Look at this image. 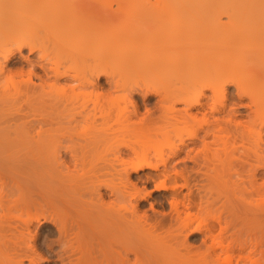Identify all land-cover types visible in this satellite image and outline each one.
<instances>
[{
  "label": "bare ground",
  "instance_id": "obj_1",
  "mask_svg": "<svg viewBox=\"0 0 264 264\" xmlns=\"http://www.w3.org/2000/svg\"><path fill=\"white\" fill-rule=\"evenodd\" d=\"M31 27L33 28V30ZM29 29L31 30V33L29 32ZM10 40L15 50L19 53V57L25 63H28L29 67L37 66V68L39 67L42 72V74H39V72L38 74H36V69L34 70L35 73L29 69L30 76L33 75L38 83L35 81H31L30 76L28 75V84H30V90L28 91L31 92H28L29 94L27 95L25 89L26 94H23L26 95L25 97L27 99H25L24 101L30 102L29 100H32V96L33 98L34 96H39V91L34 92L37 94L36 95L33 93V89H35L36 86L42 87V84L46 82L48 84L47 86L49 92L52 93V96L54 97L53 99L55 100H62V98L70 99V97H68L69 92H66L64 88L65 82L67 85L65 86L67 88L69 87L68 89L72 93L78 90V88H82L81 90H84V92L82 93V100L81 102L77 100L76 101L83 105H87V103L90 105L92 104L90 111L84 108L87 113L86 116L85 110L82 111L83 108H80L81 113L83 112L84 118H87L88 120L90 117V119L88 120L90 122L96 117L101 118L104 121L103 123L106 122L105 128L103 129H106L108 124L109 130L106 129L105 132L109 131L114 134V137H109L111 139L109 143L106 141H109V138L103 136V134H100L98 132L96 134L93 132L92 136L95 138H91L90 136L89 140L94 141L95 143L97 139L100 141L103 137V139H105L104 142L106 141L105 143H107L105 147L108 145L109 148L112 149V151L113 149L118 148L119 150L121 148H128L132 151V153H134V155L132 154V159L130 158V156H128L130 158L129 162L124 161V164H121L123 165V168L121 169L122 171L125 172V170L127 169L136 171L138 168H154L155 166L158 169L157 166L159 164L163 165V168H165L164 165H168L169 163H176V168L177 163L180 162L184 165V168L189 161H192V165L193 163H196V165H200V162H198L200 160L194 161V159H199V154L200 156L203 155V160L201 157L200 159L203 161V163H205L209 172H201L200 169H197V172H201L198 173H200L199 175L203 176V179L205 177L204 183L207 185L209 184V190L213 195L211 194V192L208 193V198L211 201H207L208 198H203L205 199V202L203 200L201 202L209 205L213 203L218 197H221L222 199L220 200H222V202L217 199L218 201L214 202L213 205L211 204V206H215L218 203L219 205L217 206L219 208L221 207V211L218 208L217 210L222 212L223 209L222 213H224L226 209L227 213L225 214L231 215H227L229 219L227 220L228 222L224 220L225 223L223 224L225 226H221L220 223V225H218L219 229L217 230L214 229V227H210L212 228L210 229L208 227L210 225L205 223V219L202 218L203 216L200 214V210L203 209V207L201 209H197V211L199 210V213H193V211L191 210L193 206H190L191 204L188 202L189 200H186L187 202H184L185 204L182 202V204H180L175 200L177 198L174 197V194H176V192H174V194L170 192L172 194L171 196L174 195V199L170 203L175 213V221L181 232L185 231L184 229H189V232H192V230L196 231V229L198 231H200V229L206 230L207 227L208 232H206V234H208L206 235V238L208 245L207 243L205 244L207 246L206 248L211 252L210 259L208 258L209 260H207V255H203L204 253H202L203 256H198L199 258L197 260V255L193 257L188 256L189 258L187 259L177 258L178 260L175 259L176 256L171 257L172 254L174 255L173 250H170L172 253L170 251V253H167L165 251V248L162 247L163 244H159L158 239L160 238L158 237L160 236L157 237V235H154L155 238L153 239V237H151L153 235H150L153 234V232H149L147 229L148 227L145 228V226L141 224L140 226H143L147 231L145 229L143 230L147 233L149 232V240L151 237L153 239L151 240L155 241L156 243L152 252V248L150 246L152 243H149L150 245L148 244V242L151 241L144 243L149 248L146 245L145 247L142 243V246L146 248L145 251L149 252L148 255L151 254L149 257H147V259H149V262L147 264L151 262L152 257L154 260V264H263L261 263L263 259L261 258V256H258L259 253L256 257H253L256 255V253L253 252L252 249L255 248L257 243L260 244L262 242L261 238L264 236V0H0V75L2 74V72H4V70H7L4 62L8 60L7 57L9 55L11 56V53L14 50L12 48H7L6 43L9 42L10 44ZM12 45H10V47ZM23 47H27L29 54L35 52L38 57L33 60L28 56V54H22L21 50L23 49ZM66 54L67 56L69 54H71V56L72 54H74V56L77 55L79 59L73 60L75 62H78V60L80 61L74 64V66H72L73 64L64 66V60L63 58L61 59V56ZM85 56H89L88 59L90 58L89 60L91 61V63L87 64L85 62V60L87 59V57L86 59H84ZM69 58L71 61L72 58L70 57V55ZM73 60L72 62H74ZM98 72H108V74H110V77L112 75L116 89L119 88L117 90L120 92L122 91L117 95L115 93V98L113 96L109 97L110 100L102 98L104 99V103L102 102L103 100H99L98 96L100 94L97 95V93H95L96 91H89V88L94 89V86H91L93 85L92 79L94 77L91 79V76H94V74L97 75ZM43 76L46 78L45 80ZM28 79L26 78L24 81H28ZM6 80L7 81L5 83H8L9 81L8 84H10L11 87L13 86L12 90L15 91L16 94L11 90V95H8L10 92H8V94L6 95L5 92H7V90L5 91L4 87V89L2 88L3 90H1L0 87V117H2L1 115L3 114V112H7L5 111V108L7 107H3V102H5L4 100L6 96H10L11 98L13 94H19V92L17 91V89H19V85H16L17 83L19 84V82L17 81V83L15 84L14 80L12 79V85V80L10 78ZM63 80H65V82ZM62 82L64 83L62 84ZM70 83H72V85L68 86V84ZM140 84H143L149 88H153L154 90L156 89V91H160V99L165 103V105H163L164 103L160 102L161 100L159 101V107L161 104L163 106H161L160 108V111L162 113L158 112L159 118L157 117V121L155 120L156 123L159 121V124L157 123V125H155L153 124L155 123L153 121L152 123H146L143 125V122L137 120L140 122V124L142 123L144 127L141 126V128L139 126L135 128L134 126V129L132 128L131 124H136L137 122L130 121V119L132 118L131 113H134L133 115H135L136 112L128 111L129 109L126 106H129L128 103L131 100H129V88L133 85L140 86ZM73 85L77 86L73 87ZM230 87L233 88V90L230 89L232 91L229 90ZM87 88L88 90H85ZM73 89H75V91H73ZM80 89L78 90L77 94L82 92H80ZM22 91H24V88L22 89ZM30 93L32 96H30ZM72 93L70 94L71 96L73 95ZM77 94L74 96H77ZM80 95H78V97H80ZM29 96L31 99H29ZM69 99L66 100V102L69 101ZM72 99L73 98H71L69 102H71ZM7 101H9V99ZM120 101L124 103L123 106L119 104ZM34 102H36V100ZM75 102L73 103L75 104ZM116 103L118 104L116 105ZM57 108L59 110L58 106ZM71 108L73 109L75 108V106ZM5 117L2 118L6 119ZM91 117L93 119H91ZM14 119L16 120V117L9 120L10 122L13 120V122H11L12 124H6L5 120L3 123V120L0 119V167L7 166L9 168H12V170L10 168V171L9 169L6 170L10 172V176L8 175V172H6L7 174H5L9 176L11 180V186L9 187L17 191H15L17 193L16 196H9L10 198L6 196V200L4 199L5 202L2 200L3 204L5 203V206L2 204L3 206L1 205V208L4 207L6 211L3 209L4 212H1V214L3 213V215L0 214V218H3L4 221L7 220L8 223L12 217H18V220H20L21 222L17 219L16 220L17 222H20L21 226H19V231L17 228H15L16 230L14 229V231H18L17 235H15L17 232L15 234H10L11 230L10 232L9 230H7V232L6 229H4L5 226H2L1 224L3 220L0 219V264H39V258L41 257H38L37 251H35L34 248L35 245L33 243L32 244L34 246L30 244L31 242L29 240L33 237H31L32 234L30 235L32 228L29 227L31 224V219H36L40 214L36 217V215L34 216L32 214H29V211H26L28 210L26 206L30 204V202L28 203V200L25 201V199H27L26 196L30 193L32 188L29 193L28 190H26L25 193L27 194L24 193V189H27L28 187H30L29 185H33L35 183V185L37 184V186L34 187L33 185L34 188L39 187L38 189H43L42 191L51 193L52 186L54 184L52 185L50 183L51 180L49 179L52 177L50 176L49 178L48 170L50 169L52 163H54L52 161H55V156H52L54 151L52 150H54L56 146L54 147V149H51V152H46V150L48 144H50V141L54 142L56 139L51 140L53 138L52 136L51 138H48L49 135L44 134L47 137L42 136L35 141L31 139L34 141L31 142L30 138H28L30 137V135L28 134L29 130L27 131L24 122H20V117L19 123L17 122L18 118L16 120V123L14 122ZM50 119L52 120L53 118ZM23 120L24 119H22L21 121ZM79 122L80 120L77 124H79ZM87 125L90 126L89 124ZM58 126L61 127V125ZM48 127L49 126L47 125V127L45 128V130H47L46 133H50V131L48 130H53L52 128ZM60 127L56 128H59L60 130ZM56 128L54 130H56ZM86 129H88V127ZM40 130L42 131L44 130V128L42 129L41 127ZM56 132L57 130L55 131V133ZM91 134L92 132L90 133V135ZM106 134L109 133L106 132ZM237 139H239V141ZM53 142L52 145L56 141L54 143ZM193 146L198 147L193 148ZM191 149H193V154L195 156H191L193 155L191 153ZM238 149L239 151H242V157H240V155L238 154L236 155L235 152H238ZM243 150L245 152H243ZM182 153H184V156L181 155ZM109 154L111 155L112 153ZM196 154L198 156H196ZM112 157H115V154H113ZM108 158L111 157L108 156ZM152 159L154 161H152ZM120 160L122 161L123 159ZM120 160L119 162H121ZM204 160L206 162H204ZM190 164L191 162H189L188 165ZM121 165L120 167H122ZM192 165L189 166V171L187 170L188 172L191 171L190 167L191 169H193L192 167L194 166ZM208 165H210L212 171L209 170L210 167L208 168ZM167 168L169 169L170 166ZM237 168H245L247 170H245V173L247 177L250 176V179H248L249 184L245 185H249V187L247 188H250L251 193L252 191H254V194L250 193L252 196L246 195V191L248 189L243 185V182L246 179H241L244 181H237L232 179V177L242 175L241 171L239 172L240 175H238L237 170L239 169ZM173 170L175 172L173 174L177 175V169L173 168ZM193 170L190 173L193 172L194 174L195 171ZM249 170H251L250 173H248ZM163 171L165 172L166 170ZM182 173H180L179 175H181ZM184 174H182L181 178H184ZM158 175L162 174L159 173ZM165 175L166 174L164 173V176L162 177L166 178L167 176ZM179 175L176 176V178L179 177ZM191 175L192 174H189V176ZM164 178L160 179L159 183L156 184L157 188H160L162 190L166 189L167 187L171 189L177 188L175 187L177 184H175V186L173 182V185H171L170 183L167 184V181L169 182V180H165ZM186 178H184L183 180H189L188 178L186 180ZM257 180H259V182ZM202 181L201 184L203 183ZM2 182H4V179H2ZM240 182L242 183V185H240ZM98 183L100 182L98 181ZM120 183L119 185H122ZM39 184H43L44 186L41 187ZM0 185V188H2V186L3 188L7 186H4V184L2 183H0ZM56 186H53V192H56ZM128 187L129 186L123 184L122 188L113 187L112 190L110 189L109 193H111L112 195V198L110 197V202L112 204L110 203L108 205H105L108 202H104L105 204L103 203L105 199H103L104 197L102 196V194L97 193L99 201H97L98 199L94 200L98 203L94 205V207L98 205L96 209L98 216L95 213V210H93L94 212L90 210L92 211V213H94H91V215L90 211H88L87 209V205V210H84V212L86 211L89 216L86 214V212L83 213V215H81L82 212L80 214H77L79 215V217L81 216V218L79 223H77L78 221L75 222L77 223L75 224L77 229L75 233V229H73V232L71 234L73 235V237L70 235L71 231L65 230L63 226L64 229H62L63 232L62 230L60 231V236L64 237L65 233L66 235L69 233L68 235L74 239L77 238L75 240L76 242H78V244H75L76 242L74 239H72L68 235L67 237L65 236L68 241V238H70V241L74 240V244L77 246L76 247L71 244L70 248L72 250L76 248L72 252L76 251L77 253H74L72 255V258L69 255L66 256V262L68 261L69 264H96L98 262H96V260H101L100 258H102L103 262L100 261L102 264H123V260L125 259L123 255L125 254L121 253V250H118L120 249L119 247H114V245H116L115 241L118 242L119 240V242H122V240L125 239H122V236L124 234L122 235V232L119 231L120 229L125 230L128 229L129 226H135H133L134 223H132L133 225L127 224L129 226L126 225V228L124 226L125 224H122V222L119 223V221L126 220L125 216L124 218L122 216L123 214L127 215L128 211L132 215L135 214L133 210L134 207L130 203L131 198L129 197H132V199H135L137 201L144 198V196H142V193L144 192L141 193L136 188ZM212 189L214 190V192ZM38 192L40 193L39 190ZM31 193L33 194V191ZM56 193H59L58 190ZM215 193L217 195V198L213 197L215 196ZM51 194L53 195V193ZM181 194L184 196L183 193ZM204 194L207 195V193ZM24 195H26V198L24 197ZM178 195L176 194V196ZM210 195H212V197H210ZM53 197L56 198L55 196ZM58 198H60V196L57 197L56 200ZM28 199L31 200V203L32 201H34V198ZM91 199L94 198H92L91 196ZM68 202L71 201L69 200ZM80 203L81 202H79V204ZM74 204L76 205L77 203ZM179 204L181 205V207H179ZM81 205L84 204H80V206ZM247 205L251 213L247 211L248 209L247 207H245ZM34 206L35 205H33V208ZM81 207V209H85L84 206ZM23 208H25V210ZM244 208L247 210H245ZM77 209L79 210L80 207H78ZM23 211H25V213ZM241 211H247L249 215L240 214ZM4 213L6 214L4 215ZM8 215L11 217L10 219ZM94 215H96L97 219L98 217H102L101 220L103 222L100 224V222L94 220ZM2 216H4L5 218ZM32 216L34 218H32ZM238 216L241 218L240 220H244V225L240 224L239 220L237 222L236 218L239 219ZM126 217H128V215ZM232 217V220H236V223H238L240 226L242 225L241 228L239 226L236 227L238 224L234 226L235 221H230ZM11 220L9 223H11ZM173 220L174 219L172 218V222ZM129 221H131V219H128V221H125L123 223ZM229 221L231 222V224L233 223L234 228H239L237 229L238 231L242 228L245 230L247 228L246 224L248 223V231L251 227L252 230L256 229L255 231H252V234L253 232L257 234V232H259L257 230H261L263 228V230H261V234H263V236L260 237L259 235V239L255 236L252 240L249 237V235H251V231L249 233L246 230L249 237V240L247 241V237H245L246 239H243L238 234L240 231L238 232L236 230L237 235L231 233V238H227L224 233L223 236L222 232L223 230L225 231L227 227H229ZM17 222L12 223L14 225ZM9 223L5 225H9L7 227L11 228L12 224ZM144 223L145 222H143V224ZM18 225L19 224H16L12 227ZM118 225H121L122 227H118ZM256 225H259L257 226L259 228H256ZM132 227L130 228V230L132 229ZM143 227H141V229ZM116 229L119 232H117ZM65 231H67L68 233ZM180 231L178 232L179 234ZM33 232L34 231H32V233ZM135 232L136 230L134 231V233ZM244 232L245 231H243V234ZM118 233L122 236H119ZM134 233H130L131 236ZM137 233H135L136 235H134L137 236V239H133L134 242L140 240V238L138 237H141V235L139 234V236ZM185 236L186 234L183 237ZM93 237L97 240L98 243L94 245V247L93 242L91 243V241L89 240ZM88 241H90V243H88ZM112 242H114V245H112ZM125 242L126 241H124V243ZM124 243L122 245H124ZM178 243L181 244V241ZM125 244H127L126 247L130 246V243ZM262 244H264V241ZM262 244L260 245L263 248L264 245ZM131 245V247L134 248V243ZM181 245H183V243ZM88 247H91V251ZM94 248H97L101 253L98 251L94 253ZM139 248L141 249V246ZM148 249L149 251H147ZM122 250L125 253V251L127 252L128 249L124 250L123 248ZM137 250L138 249H136V251L133 250L132 253L135 252V255L138 254ZM92 254H94L95 258ZM97 254H101L102 257H96ZM140 254H142V252ZM251 254H253V256ZM135 255L133 254V256ZM258 257H260L261 259H259ZM193 258H195V260ZM125 260L127 261L128 259Z\"/></svg>",
  "mask_w": 264,
  "mask_h": 264
},
{
  "label": "rangeland",
  "instance_id": "obj_2",
  "mask_svg": "<svg viewBox=\"0 0 264 264\" xmlns=\"http://www.w3.org/2000/svg\"><path fill=\"white\" fill-rule=\"evenodd\" d=\"M32 27H33V25H32ZM31 27V28H32ZM32 30H33V28H32ZM29 32L31 33V30L29 29ZM32 33H33V31H32ZM34 36V35H33ZM32 36V37H33ZM6 45H7V48H12V49H14L15 50V48H14V46L12 45V42H11V40H10V44H9V42H7L6 43ZM6 45H5V47H6ZM10 45H12L11 47H10ZM12 51V53H11V56L9 55L8 57H7V61L6 62H4L5 63V65H6V68H7V70H4V72H2V74L0 75V76H2L3 75V73H4V75L2 76V77H0L1 79H0V82H6L7 80L6 79H8V78H10L11 80L13 79L14 80V82H15V84L17 83V81L19 82V84L17 83L16 85H19V89H17V87H16V89H17V91L19 92V94L18 95H15L16 93H15V91H13L12 89V87H11V85L10 84H8L9 83V81H8V83H5L7 86V88L6 87H4L5 88V91L7 90V92H5L6 93V95L8 94V92H10L8 95H11V93L13 92V93H15V94H13L12 96H11V98H10V96L8 97V96H6V98H5V102H3V107L5 108V107H7V108H5L6 110L5 111H7V112H3V114L1 115L2 117H5L6 119H7V121H6V119H4V118H2V117H0V119H2L3 120V123H4V120H5V123L6 124H8V123H10V124H12L11 122H13V120L10 122L9 120L10 119H13V118H15L16 117V120H17V118H18V123H19V117H20V122H24V124H25V127H26V129H27V131H28V134L30 135V137H28V135H27V137L28 138H30V141L31 142H34L36 139L38 140L39 138H41L42 136H45V137H47L46 135H49L48 136V138H51V136L53 137L51 140H55L53 143V145H52V142L50 141V144H48V147H47V150H46V152H48V151H50L51 152V149H54V147H55V149L54 150H52V151H54V153L52 154V156L54 157L55 156V161H52V162H54V163H52V165H51V167H50V169L48 170L49 172V174H48V176H49V178H50V176L52 177V178H50L49 180H51V184L53 185V186H56L55 188H56V192H57V190H58V194L56 193V192H53V186H52V190H51V193H53V195L50 193V192H47L46 193V191H42L41 189H38V188H34V187H36L37 186V184L35 185V183L33 184L34 185V187H33V185H29L30 187H28L27 189H24L25 191H24V193L26 192V190H28V193H29V191L31 190V188H32V190L30 191V193L26 196V195H24V197L26 196L27 197V199H25V201H27L28 203L30 202V204H28L26 207H27V209L28 210H26V211H29V214H32V215H36V217L39 215V217H37L36 219L32 216V218H34V219H31V221H30V227L29 228H32V230H31V232H30V235L32 234V236L31 237H33L32 239H30L29 241L31 242L30 244H32L33 246H34V248H35V251H37V254H38V257H41V258H39V264H69L68 263V261L66 262V256H70L71 258H72V255L74 254V253H77L76 251H74V252H72L73 250H75V249H71L70 247H71V244L72 245H74V246H76L75 244H78V242H76V240L75 239H77V238H72L73 237V235H71L72 234V232H73V229H75L74 230V233L76 232V229H77V227H76V225L75 224H77V223H79V221H80V218H81V216L79 217V215H77V214H80L81 212V215H83V213H85L84 212V210H87L88 209V211H90V210H95V213L97 214V216H98V213L96 212L97 210V207H98V205L96 206V207H94V205H96V204H98L97 203V201H99V197H97V193H101L102 194V196L104 197L103 199H105L104 201H103V203L105 202V203H107V204H105V205H108V204H110L111 202V198H112V195H111V193H109L110 192V189L112 190L113 189V187H119V188H122V185L124 184V185H127V186H129L128 188H136L138 191H140L141 193L142 192H144V193H142L143 195L142 196H144V198L143 199H140V200H135V199H132V197H129V198H131V201H130V203H131V205L134 207V215H132L129 211L127 212L128 214V217H130V218H128V217H126L127 215H124L123 214V218H124V216H125V221H128V219L130 220L131 219V221H129V222H131V223H129V222H126V223H123V222H125L124 220L123 221H119V223L120 222H122V224H125L124 226L126 227V225L127 224H129V225H133L132 223H134V225L133 226H135V227H132V226H129V225H127V226H129L128 227V229H129V231H128V229H120L119 231L120 232H122V235L121 234H119V236L121 235L122 236V239L123 238H125V239H123L124 241H126L125 243H130V246H128V247H126V245L127 244H125L124 243V241L122 240V242L120 243L119 242V240H118V242L117 241H115V244L116 245H114L113 243L114 242H112V245H114V247L115 246H117V247H119L120 249H118V248H116V249H118V250H121L122 252L121 253H123V254H125V255H123V254H121V255H123L124 256V258L125 259H128L127 261L124 259L123 260V264H147L149 261V259H147V257H149L150 255H148V253L149 252H146L145 251V247L147 246L146 244H144V243H147L148 241H151V242H148V244L150 243H152L150 246H151V252L154 250V247H155V245H156V243H155V241H152L154 238H155V236L154 235H157V237L158 236H160V237H158V238H160V239H158V241H159V244H163V246L162 247H164L165 248V251L167 252V253H170L171 251L170 250H173V253H174V255L172 254L171 255V257L172 256H176V258L175 259H187V258H189L188 256H191V257H193V256H195V255H197V258H196V260L199 258V257H201V256H203V255H207L206 256V258H207V260H209L210 259V257H211V252L206 248L207 246H206V244L205 243H207V245H208V242H207V238H206V235L208 234H206V232H208L207 231V227H206V230L205 229H200V231H198L197 229H196V231H194V230H192V232H189L190 230L188 229V230H186V229H184L185 231H180V229H179V227H178V225H177V223H176V221H175V213H174V211H173V208H172V206H171V201H173V199H174V197H177L175 200L176 201H178L180 204H182V203H186L188 200V202L191 204L190 206H193V208L191 209L192 211H193V213H195V212H198L197 211V209L198 208H202L203 207V209H201L200 211V214L203 216H201L202 218H204L205 219V223L206 224H208V225H210V226H208L209 228L210 227H214V229H219L218 227V225H220V223H221V226H225L223 223H225V221L224 220H226V222H228L227 220H229L228 219V217H227V215L228 216H231L230 214H225V213H227L226 212V209H225V212L224 213H222L223 212V209H222V212H220L221 211V207L219 208L217 205H219L218 203L215 205V206H211V204L213 205L214 204V202H217L218 200L217 199H222L221 197H216L217 195H216V193H215V196H213V197H216L215 199V201L213 202V203H211V204H209V205H206V203L204 204L203 202H201L202 200L204 201L205 199H203V198H208V193H210L211 191L209 190L210 188H209V184L207 185V184H205L204 183V179H205V177H204V179H203V176H201V175H199L202 171H208V169H207V167H206V165H205V163H203V158H202V156L203 155H201L200 156V154H199V159H197L196 157V159H194V161L195 160H200V161H198V162H200V165H196V163H193V165H192V161H189V162H191V164L190 165H192V166H194V167H192L193 169H195V170H193V169H191V167H190V170L192 171H195V173L193 174V172L192 173H190V172H188L189 170V166L190 165H188L189 164V162H188V166L186 165V167H184L183 168V164L180 162V163H177V165H176V168H175V164L176 163H169L167 166L166 165H164V167L165 168H167V167H169L170 166V168H171V170H170V168L168 169H165V168H163V165H161V164H159L160 166H162V167H160L159 165L157 166L158 167V169L156 168V166L154 167V168H147V167H142V168H138L136 171H132V170H125V172L124 171H122L121 169L123 168V165H121V164H124V161H126V162H129L130 161V158L131 157H133V155H134V153H132V151L131 150H129L128 148H121L120 150H119V148L118 149H113V151H114V153H113V151H112V149L111 148H109V146L107 145L106 147H105V145L107 144V143H105L106 141L109 143L110 141H111V139L110 138H112V137H114V134H112L111 132H109V131H106L107 133H109V134H106V132H105V130L106 129H108V124H107V127H106V129H103V128H105V123H103L104 121L101 119V118H99V117H96L94 120H91V122L90 121H88L89 119H90V117H89V119L87 120V118L85 119L84 118V116H83V112L81 113V111H80V108L82 109V111L83 110H85V109H87L88 111H90L91 109V106H92V104L90 105V104H88L87 103V105H83V104H81V103H79V102H81V100H82V93L84 92V90L82 91L80 88H78V90L80 89V92L81 93H79V94H77L78 93V90H76L75 91V89H73V91H75L76 92V94H77V96H74V95H76L75 94V92L74 93H72V92H70L69 91V87L67 88L66 86V82H65V80H63L64 82H65V85H64V88H65V90H66V92H69L68 94L70 95L71 93L73 94L72 96L70 95H68V97H70V99L71 98H73L72 100H71V102H69L70 101V99H69V101H67L66 102V100H68V99H64V98H62V100L61 99H53L54 97L52 96V93L51 92H49V89H48V84H47V82L46 83H44V84H42V87L41 86H36L35 87V89H31L32 91H33V93L36 91V92H38L39 93V96L36 94V93H34V94H36L37 96H34V98H33V96L31 95V93H30V96H32V100H29L30 102H27V101H24L25 99H27L25 96L26 95H24V94H26L27 93V95L29 94L28 92H31V91H28V90H30L29 89V85L30 84H28L29 83V79H28V75L30 76V73H29V69H30V67L28 66V63H25L20 57H19V53L15 50V51ZM22 52V54H24V55H27L28 54V56L31 58V59H36L38 56L35 54V52H32V53H28V50H27V47L26 48H24L23 47V49L21 50ZM16 52V53H15ZM34 53V54H33ZM69 55H70V57L72 58L71 59V61H70V58H69ZM68 56H67V54L66 55H62L61 56V59L63 58V64H64V66L65 65H72V66H74V64H76V63H78L80 60H78V62H75L73 59H79L78 58V56L77 55H75L74 56V54H72V56H71V54H69ZM65 57V59H64V57ZM74 56V57H73ZM68 57V58H67ZM76 57V58H75ZM86 57L87 56H85L84 57V59H86ZM89 57V56H88ZM88 57H87V59H88ZM87 59L85 60V62L88 64V63H91V61L88 59V61H87ZM66 60V61H65ZM72 60L74 61V62H72ZM69 62H70V64H69ZM67 63V64H66ZM9 68V69H8ZM36 69V70H35ZM34 70L36 71V74H38V72H39V74H42V72H41V69H39V67L37 68V66H35V68H34ZM35 71H34V73H35ZM6 72V73H5ZM110 73V72H109ZM4 77V78H3ZM8 77V78H7ZM44 77V76H43ZM42 77V78H43ZM94 77V78H93ZM6 78V79H5ZM28 79V81L26 80V81H24L25 79ZM93 78V79H92ZM110 78V79H109ZM30 79H31V81H35V82H37L36 81V79H35V77L33 76V75H31L30 76ZM46 78L44 77V80H45ZM91 79L93 80V85H91V86H94L93 88L94 89H92V88H89V91L91 90V91H96L95 93H97V95L98 94H100L98 97H99V100H103L102 102L104 103V99H109L110 100V98L109 97H114V95H115V93H116V95L117 94H120L121 92L120 91H118L117 89H119V88H117L116 89V87H115V85H114V79H113V76L111 75V77H110V74H108V72L107 73H105V72H98L97 73V75L96 74H94V76H91ZM13 80H12V85H13ZM25 82V83H24ZM64 82H62V84L64 83ZM26 83H27V85H26ZM38 83V82H37ZM9 85H10V87H9ZM44 85V86H43ZM71 86L72 85V83H70V84H68V86ZM138 85H139V83H138ZM138 85H133V86H131L130 88H129V100H130V104L128 103V105L129 106H126V107H128V111H133V112H136L135 113V115H133L132 113H131V116H132V118L130 119V121H135V122H137L136 124H131V126H132V128H134V126H135V128H137V127H144L143 125L144 124H149V123H152L153 121L155 122V120L156 119H158L159 118V116H158V112L159 113H162L161 111H160V108H161V106H162V104L161 103H164V102H162V100L160 99V91H156V89L154 90L153 88H149V87H146L145 85H143V84H140V86H138ZM21 86V87H20ZM9 87V88H8ZM24 88V91H22V89ZM146 87V88H145ZM3 87H1V90H3L2 89ZM149 88V89H148ZM25 89H26V93H25ZM37 89V90H36ZM77 89V88H76ZM154 90V92H153V90ZM230 89H232L233 90V88H229V90ZM8 90H10V91H8ZM11 90H12V92H11ZM20 90V91H19ZM85 90H88V88L87 89H85ZM150 90H152V91H150ZM232 90H230V91H232ZM20 92H22V93H20ZM85 92H88V91H85ZM157 92V93H156ZM160 92V93H159ZM24 93V94H23ZM93 93V92H92ZM144 93V94H143ZM33 94V95H34ZM50 94H51V96H50ZM81 94V95H80ZM78 95H80V97H78ZM18 96V97H17ZM30 96H29V99H31L30 98ZM74 96V97H73ZM116 97V96H115ZM114 97V98H115ZM13 98H15V99H13ZM52 98V99H51ZM101 98V99H100ZM102 98H104V99H102ZM9 99V101H7ZM11 99V100H10ZM34 99V100H33ZM80 99V100H79ZM113 99V98H112ZM159 99V100H158ZM13 100H14V102H13ZM36 100V102H34ZM74 100V101H73ZM79 101V102H77V101ZM121 100V99H120ZM161 100V101H160ZM31 101H33V102H31ZM75 102V104L73 103V102ZM106 101V100H105ZM108 101V100H107ZM111 101H113V100H111ZM159 101L161 102L160 104V107H159ZM11 102H13V103H11ZM27 102V103H26ZM128 102V101H127ZM133 104H132V103ZM157 102V103H156ZM9 105H8V104ZM105 103H107V102H105ZM109 103V102H108ZM126 103V102H125ZM71 104V105H70ZM118 103H116V105H117ZM119 104L121 105V106H123L124 105V103L122 102V101H120L119 102ZM13 105V106H12ZM32 105V106H31ZM53 105V106H52ZM89 105V106H88ZM115 105V104H114ZM127 105V104H126ZM163 105H165V103L163 104ZM57 106L59 107V110H58V108H57ZM67 106V107H66ZM75 106V108H71V107H74ZM120 106V107H121ZM115 107V106H114ZM163 107V106H162ZM3 108V109H4ZM79 108V109H78ZM85 108V109H84ZM89 108V109H88ZM9 109V110H8ZM78 109V110H77ZM115 109V108H114ZM135 111H134V110ZM159 109V110H158ZM163 109V108H162ZM17 110V111H16ZM70 110H72V111H70ZM9 111V112H8ZM87 111V112H88ZM114 111V110H113ZM56 113V114H55ZM75 113V114H74ZM81 113V114H80ZM22 114V115H21ZM74 116H73V115ZM86 110H85V116H86ZM5 115V116H4ZM64 115V116H63ZM72 115V116H71ZM137 115V116H136ZM8 116V117H7ZM48 116V117H47ZM50 116H52V117H50ZM80 116V117H79ZM130 116V117H131ZM22 117V118H21ZM69 117V118H68ZM74 117V118H73ZM82 117V118H81ZM158 117V118H157ZM9 118V119H8ZM50 118H53L52 120L50 119ZM64 118V119H63ZM71 118V119H70ZM75 118H76V120H75ZM139 118V119H138ZM22 119H24L23 121H21ZM66 119V120H65ZM85 119V120H84ZM91 119H93L92 117H91ZM141 119H143V120H141ZM1 120V121H2ZM15 120V119H14ZM16 120L14 121L15 123H16ZM27 120V121H26ZM80 120V122H79V124H77L78 123V121ZM83 120V121H82ZM137 120H139L140 122H143V125H142V123L140 124V122L139 121H137ZM35 121V122H34ZM50 121H52V122H50ZM55 121H57V122H55ZM147 121H149V122H147ZM157 121V120H156ZM33 124H32V123ZM94 122V123H93ZM108 122H110V121H108ZM139 122V123H138ZM145 122V123H144ZM159 122V121H158ZM157 122V123H158ZM2 123V124H3ZM54 123H55V125H56V127H60V126H58V125H61V127H60V130H63V131H60L59 130V128H56L55 127V125H54ZM58 125H57V124ZM61 123V124H60ZM94 125H96V126H94ZM157 123L155 122V123H153V124H155V125H157ZM37 124V125H36ZM75 124V125H74ZM87 124H89L90 126H88ZM92 124V125H91ZM111 124H112V122H111ZM110 124V125H111ZM159 124V123H158ZM13 125H14V123H13ZM27 125V126H26ZM36 125V126H35ZM47 125L50 127V128H52L53 130L56 128V130H57V132L59 133H55V131L56 130H54V132H53V130H48V131H50V133L49 132H47L46 133V131L47 130H45V128L47 127ZM54 125V126H53ZM137 125V126H136ZM152 125V124H151ZM34 126V127H33ZM39 126V127H38ZM52 126V127H51ZM63 126V127H62ZM66 126V127H65ZM97 126H98V128H97ZM31 127V128H30ZM41 127H42V129L44 128V130H40L41 129ZM48 127V128H49ZM55 127V128H54ZM88 127V129H86V128ZM91 127V128H90ZM114 127V126H113ZM141 127V128H142ZM230 127H232V126H230ZM34 128H35V130H34ZM63 128V129H62ZM66 128V129H65ZM134 128V129H135ZM39 129V130H38ZM91 129H93V130H91ZM67 130V131H66ZM90 130V131H89ZM97 130V131H96ZM104 130V131H103ZM109 130V129H108ZM60 131V132H59ZM86 131H88L89 132V134H88V132H86ZM31 132V133H30ZM42 132V133H41ZM61 132H62V134H61ZM64 132V133H63ZM92 132V134L90 135V133ZM93 132L96 134L97 132L98 133H100V134H103V136H105V137H107V138H109V141L108 140H106L105 142H104V140L105 139H103V137H102V139L101 138H99V139H101V140H103V141H99L98 139L96 140V139H92V140H96L95 141V143H94V141H91V140H89L90 139V136H91V138H95V137H93L92 135H93ZM102 132V133H101ZM35 133V134H34ZM86 133V134H85ZM44 134H46V135H44ZM111 134V135H110ZM87 135H88V137H87ZM39 136V137H38ZM96 136V135H95ZM98 136V135H97ZM100 136V135H99ZM56 137V138H55ZM208 137V136H207ZM31 139H33V140H31ZM87 140V141H86ZM238 141H239V139H237ZM85 142H86V144H85ZM89 142V143H88ZM36 143V142H35ZM34 143V144H35ZM33 144V143H32ZM56 144V145H55ZM84 144V145H83ZM87 145V146H86ZM113 147V146H112ZM191 147H192V145H191ZM198 146H193V148H197ZM50 148V149H49ZM109 148V149H108ZM49 149V150H48ZM108 149V150H107ZM241 149V148H240ZM119 150V151H118ZM122 150V151H121ZM122 153H121V152ZM124 151V152H123ZM191 153L193 154L194 152H193V149H191ZM196 152V151H195ZM242 151L240 150L239 151V149H238V152H235L236 153V155L238 154V155H240V157H242L241 155L243 154V153H241ZM243 152H245L244 150H243ZM109 153H112L111 155L109 154ZM129 153V154H128ZM239 153H241V154H239ZM47 154V153H46ZM48 154H50V153H48ZM113 154H115V157H112V155ZM117 154V155H116ZM133 154V155H132ZM198 154V153H197ZM196 154V156H198ZM119 155V156H118ZM126 155V156H125ZM182 156H184V153H182L181 154ZM189 155H190V152H189ZM108 156L109 157H111V158H108ZM128 156H130V158L128 157ZM191 156H195L194 154L193 155H191ZM117 157V158H116ZM119 157V158H118ZM124 157V158H123ZM200 157L202 158V160L200 159ZM109 159V160H108ZM117 159V160H116ZM120 159H123L122 161L120 160ZM127 159V160H126ZM132 159V158H131ZM119 160L121 161V162H119ZM112 163H111V162ZM116 161V162H115ZM152 161H154L153 159H152ZM193 161V162H194ZM118 162V163H117ZM197 162V163H198ZM204 162H206L205 160H204ZM237 163V162H236ZM56 164V165H55ZM196 166H195V165ZM199 164V163H198ZM208 164V163H207ZM235 164V163H234ZM120 165L122 166V167H120ZM173 165V166H172ZM210 165H211V163H210ZM210 165H208V168L210 167ZM238 165H239V163H238ZM54 166V167H53ZM112 166V167H111ZM113 166H114V168H113ZM120 167V169H119V167ZM237 166V165H236ZM235 166V167H236ZM4 167H7V166H1L0 167V183H2V184H4V186L5 185H7V186H5L4 188H3V186H2V188H0V202L3 200L4 201V199L6 200V198L8 197V198H10V197H13L12 195H17V191L15 190V189H11V187H9V186H11V184H10V182H11V180H10V168L9 167H7V168H4ZM117 169H116V168ZM182 167V168H181ZM196 167V168H195ZM204 167V168H203ZM213 167V166H212ZM239 167V166H238ZM3 168V169H2ZM113 170H112V169ZM161 168H162V170H161ZM173 168L174 169H177L176 171L179 173V170H180V173H182V174H184V172H185V174L183 175V177L184 178H186L187 176V178L189 179V180H187V178H186V180L187 181H185V180H183L184 178H181L182 177V174L181 175H179L178 173H176L177 175H175V174H173V173H175L174 172V170H173ZM202 168V169H201ZM245 168H248V167H245ZM243 169V168H237V169H239V170H237L238 171V175H240V171L242 172L241 174L242 175H240V176H235V175H233V176H235V177H232V179H234V180H237V181H240L242 178L245 180H241V181H244L243 182V185L244 186H246L245 184H249V180L248 179H250V176H246V169ZM250 168V167H249ZM9 169V171H6V170H8ZM197 169L199 170L200 169V171H198V172H200V173H198L197 172ZM207 169V170H206ZM11 170H12V168H11ZM15 170V169H14ZM110 170V171H109ZM112 170V171H111ZM119 170V171H118ZM163 170H166L165 172L163 171ZM172 172V174H171V172ZM188 170V171H187ZM209 170H211V167H210V169ZM244 170V171H243ZM246 170V171H245ZM58 173H57V172ZM159 171H162V172H159ZM168 171H169V173H168ZM212 171V170H211ZM6 172H8L9 174V176H7L6 174ZM112 172V173H111ZM116 172V173H115ZM127 172H128V174H127ZM160 174H162V175H158L159 173ZM166 174L165 176H167L166 178H164V177H162V176H164V173ZM188 172V173H187ZM209 172V171H208ZM251 172V170H249V172L248 173H250ZM6 173V174H5ZM146 173V174H145ZM154 174V175H153ZM168 174V175H167ZM170 174V175H169ZM187 174V175H186ZM189 174H192V175H194V176H189ZM5 175V176H4ZM119 175V176H118ZM127 175V176H126ZM156 175V176H155ZM158 175V176H157ZM179 175V177H177L176 178V176H178ZM185 175H186V177H185ZM122 176V177H121ZM170 176V177H169ZM171 176H173V177H171ZM199 176V177H198ZM246 176V177H245ZM54 177V178H53ZM68 177V178H67ZM126 177V178H125ZM191 177H194V178H191ZM237 177H239V178H237ZM111 180H110V179ZM119 178V179H118ZM122 178V179H121ZM125 179V181H124V179ZM162 178H164L165 180L166 179H168L169 180V182L167 181V184L168 183H170L171 185H173V183H174V186H175V184H177L175 187H177V188H172V189H175V190H172L171 188H166V189H164V190H162V189H160V188H157V186H156V184L157 183H159V180L160 179H162ZM2 179H4V182H2ZM176 179V180H175ZM191 179V180H190ZM194 179V180H193ZM202 179H203V181H202ZM53 181V182H52ZM83 181V182H82ZM98 181L100 182V183H98ZM110 181H112V182H110ZM127 181V182H126ZM128 181H130V182H128ZM201 181L203 182L202 184H201ZM208 181V180H207ZM258 182H259V180H257ZM80 182V183H79ZM108 182V183H107ZM114 182V183H113ZM120 182H123V183H120ZM173 182V183H172ZM183 182V183H182ZM6 183V184H5ZM60 183V184H59ZM62 183V184H61ZM81 183H84V184H81ZM86 183V184H85ZM94 185H93V184ZM110 183V184H109ZM113 183V184H112ZM119 183L120 184H122V185H119ZM183 185H182V184ZM187 183H188V185H187ZM207 183V182H206ZM237 183H239V182H237ZM241 183V182H240ZM89 184H90V186H89ZM100 184V185H99ZM129 184V185H128ZM194 184V185H193ZM40 185V184H39ZM38 185V186H39ZM48 185V184H47ZM46 185V186H47ZM61 185V186H60ZM84 185V186H83ZM103 185V186H102ZM113 185V186H112ZM182 185V186H181ZM197 185H199V186H197ZM240 185H242V183L240 184ZM41 187H43L44 185L42 184V185H40ZM59 186H60V188H59ZM94 186H95V188H94ZM186 186V187H185ZM196 186V187H195ZM208 188H207V187ZM0 187H1V185H0ZM171 187V186H170ZM247 187H249V185H247L246 186V188ZM34 188V189H33ZM46 188V187H45ZM62 188V189H61ZM83 188H85V189H83ZM109 188V189H108ZM3 189V190H2ZM9 189V190H8ZM80 189V190H79ZM93 189V190H92ZM135 189V190H136ZM178 189V190H177ZM189 189V190H188ZM205 189V190H204ZM248 189V188H247ZM8 190V191H7ZM38 190L40 191V193L38 192ZM55 190V189H54ZM60 190V191H59ZM64 190V191H63ZM191 190V191H190ZM213 190V189H212ZM11 191V192H10ZM16 191V192H15ZM33 191V194L31 193ZM42 191V192H41ZM146 191V192H145ZM173 191V192H172ZM180 191V192H179ZM187 191V192H186ZM205 191V192H204ZM208 191V192H207ZM12 192H13V194H12ZM35 192V193H34ZM36 192H38V193H36ZM44 192V193H43ZM68 192V193H67ZM77 194H76V193ZM94 192V193H93ZM103 192H105V193H103ZM108 193V195H107V193ZM174 194V192H176V194L178 195V196H176V194H174L173 196H171L172 194ZM177 192H179V193H177ZM191 194H190V193ZM213 192H214V190H213ZM254 191H252V193H251V191H250V188L246 191V195L247 196H252L251 194H254L253 193ZM69 193H71V194H69ZM84 193V194H83ZM181 193H183L184 194V196L181 194ZM204 193H207V195L206 194H204ZM250 194V195H248V194ZM25 194H27V193H25ZM41 194H43V195H41ZM45 194H47V195H45ZM55 194V195H54ZM60 194V195H59ZM78 194H80V195H78ZM88 194V195H87ZM110 194V195H109ZM147 194V195H146ZM189 194V195H188ZM203 194V195H202ZM211 194H212V192H211ZM30 195H31V197H30ZM38 195H40V196H38ZM49 195V196H48ZM85 195V196H84ZM149 195V196H148ZM181 195H182V197H181ZM199 195H200V197H199ZM202 195V196H201ZM213 195V194H212ZM212 195H210V197H212ZM7 196V197H6ZM10 196V197H9ZM29 196V197H28ZM42 196V197H41ZM44 196H46V197H44ZM53 196H55L56 198L57 197H59L60 196V198H58V199H60V200H56V198H54ZM65 196V197H64ZM91 196H92V198H94V199H91ZM109 197V200H108V197ZM186 196H189V197H186ZM204 196V197H203ZM206 196V197H205ZM254 196V195H253ZM25 197V198H26ZM41 197V198H40ZM48 197V198H47ZM52 197V198H51ZM61 197H63V198H61ZM95 197H97V198H95ZM111 197V198H110ZM172 197V198H171ZM202 197V198H201ZM28 198H34L33 200L34 201H32V203H31V200L30 199H28ZM47 198V199H46ZM80 198V199H79ZM85 198V199H84ZM89 198V199H88ZM107 198V199H106ZM188 198V199H187ZM199 198V199H198ZM36 199V200H35ZM63 199V200H62ZM66 199H68V200H66ZM73 199V200H72ZM78 199V200H77ZM88 199V200H87ZM95 199H98L96 202L94 201ZM172 199V200H171ZM180 201H179V200ZM183 199V200H182ZM198 199V200H197ZM212 199V198H211ZM56 201V203H55V201ZM71 201V202H68V201ZM91 200V201H90ZM108 200V201H107ZM174 200V201H175ZM187 200V201H186ZM3 201L0 203V214H1V212L3 211V209L5 210V208L4 207H2L1 208V205L3 204ZM46 201V202H45ZM75 201V202H74ZM87 201V202H86ZM113 201V200H112ZM196 201V202H195ZM207 201H211L209 198H208V200ZM206 201V202H207ZM221 202H222V200H220ZM5 202V201H4ZM39 202V203H38ZM58 202V203H57ZM65 202V203H64ZM79 202H81L80 204H84V205H81V206H84L85 207V209L83 208V209H81L82 207L80 206V204H79ZM85 202V203H84ZM95 202V203H94ZM182 202V203H181ZM198 202V203H197ZM200 202V203H199ZM205 202V201H204ZM70 203V204H69ZM74 203H77V204H79V205H75ZM184 203V204H185ZM203 203V204H202ZM209 203V202H208ZM207 203V204H208ZM5 204V203H4ZM3 204V205H4ZM27 204V203H26ZM40 204V205H39ZM112 204V203H111ZM179 204V207H181V205ZM200 204V205H199ZM2 205V206H3ZM32 205V206H31ZM33 205H35L34 206V208H33ZM69 205H71V206H69ZM75 205V206H74ZM88 205V206H87ZM104 205V206H105ZM5 206V205H4ZM55 206V207H54ZM74 206V207H73ZM77 206V207H76ZM86 206H87V209H86ZM197 206V207H196ZM25 207V208H26ZM31 207V208H30ZM72 207V208H71ZM76 207V208H75ZM78 207H80V209L78 210L77 208ZM153 207V208H152ZM208 207V208H207ZM216 207V208H215ZM223 207V206H222ZM245 207H247V209L249 208L248 207V205L247 206H245ZM25 208H23L24 210H25ZM58 208V209H57ZM74 208V209H73ZM152 208V209H151ZM210 208V209H209ZM213 210H212V209ZM217 208L220 210H217ZM251 208V207H250ZM155 209V210H154ZM245 209V208H244ZM247 209H245V210H247ZM32 210V211H31ZM64 210V211H63ZM80 210H83V211H80ZM204 210V211H203ZM250 209H248L247 211H249ZM6 211V210H5ZM21 211V210H20ZM77 211V212H76ZM92 211H90V214L92 213ZM157 211V212H156ZM247 211H241V213L240 214H247V215H249L248 213H247ZM4 212V211H3ZM24 213H25V211H23ZM59 212V213H58ZM94 212V211H93ZM246 212V213H245ZM36 213V214H35ZM124 213V212H123ZM143 213V214H142ZM199 213V212H198ZM220 213V214H219ZM229 213V212H228ZM249 213H251L250 211H249ZM6 213H4V215H5ZM55 214V215H54ZM86 214L88 215V213L86 212ZM92 214H94V213H92ZM91 214V215H92ZM125 214H126V212H125ZM129 214H130V216H129ZM156 214V215H155ZM171 214V215H170ZM213 214V215H212ZM216 214V215H215ZM223 214V215H222ZM1 215H3V213L1 214ZM58 217H57V216ZM63 215V216H62ZM90 215V216H91ZM145 215V216H144ZM221 215V216H220ZM239 215V214H238ZM44 216V217H43ZM53 216V217H52ZM77 216V217H76ZM89 216V215H88ZM95 217H93V219L94 220H96L97 222H100V224L103 222L101 219H102V217H98V219L96 218V215H94ZM117 216V215H116ZM141 216V217H140ZM169 216V217H168ZM235 216V215H234ZM237 216V215H236ZM242 216V215H241ZM251 216H252V214H251ZM2 217H4V216H2ZM8 217H9V219L11 218L9 215H8ZM8 217H6V218H8ZM23 217V216H22ZM78 217H79V219H78ZM92 217V216H91ZM118 217H119V215H118ZM121 217V218H122ZM140 217V218H139ZM154 217V218H153ZM168 217V218H167ZM215 217V218H214ZM239 217V216H238ZM5 218V217H4ZM14 217H12L11 219H13ZM48 218V219H47ZM64 218V219H63ZM150 218V219H149ZM172 218L174 219L173 220V222H172ZM219 218V219H218ZM227 218V219H226ZM243 218V217H242ZM252 218V217H251ZM1 220H3V222H1V224H2V226H5V228L4 229H6V231L7 230H9V232H10V230H11V232H10V234L11 233H13V234H15L16 232V234L15 235H17L18 234V231H19V226H21V224H20V220H18V217L16 218H14L13 220H15V221H13V220H11V223H9L10 222V220H9V224H12L11 225V228H9V227H7V226H9V225H5V224H8L7 223V220L6 221H4V219L3 218H0ZM18 221H20V222H17V220ZM78 219V220H77ZM148 219V220H147ZM169 219V220H168ZM233 219V217L230 219V221L231 222H234L235 221V223H234V226L235 225H237L238 223H236V220H232ZM237 219V222H238V220H239V223L240 224H242V225H244L243 223H244V220H240L241 218L239 217V219L238 218H236ZM34 220V221H33ZM38 220V221H37ZM73 220V221H72ZM75 220V221H74ZM143 220V221H142ZM146 220V221H145ZM167 222H166V221ZM219 222H218V221ZM49 221V222H48ZM76 221H78L77 223H75ZM116 221H118V220H116ZM212 221V222H211ZM223 221V222H222ZM229 221V222H230ZM6 222V223H5ZM12 222H17L16 224H19L18 226H15V227H12V226H14V225H16V224H14L13 225V223ZM32 222H34V223H32ZM141 222V223H140ZM143 222H147L146 223V225H145V223L143 224ZM158 222V223H157ZM213 222H215V223H213ZM231 222L229 223V224H231ZM247 222H249V221H247ZM247 222H245V223H247ZM56 223V224H55ZM62 223H63V225H62ZM217 223H219V224H217ZM67 224V225H66ZM144 225L145 226V228H147L148 229V231L149 232H153V234H150V235H153V236H151V237H153V239L150 237V240H149V232L147 233V232H145L143 229H145L143 226H140V225ZM176 224V225H175ZM215 224V225H214ZM223 224V225H222ZM228 224V226L229 227H227L226 228V230L224 231L223 230V232H222V234L224 233L225 235H226V237L227 238H231L230 236H232L231 235V233H233L234 235H237V229H239V228H234V226H233V223L231 224V225H229ZM256 224V223H255ZM56 225V226H55ZM136 225H137V227H136ZM174 225H175V229H174ZM212 225V226H211ZM241 225V226H242ZM249 226V224L247 223L246 224V229L244 230L243 228V230L242 229H240L238 232V234H239V236H241L243 239L245 238V237H247V241L249 240L248 238L250 237V239H254L253 237H255L256 236V238L258 237V239L260 238V237H262L263 236V234H264V230H263V228L261 229V230H263V234H261V230L260 229H258L257 231H259V232H257V234L255 233V232H253V234H252V231H255V230H252V227L249 229V231H248V226ZM254 225V224H253ZM63 226H64V228H65V230H70L69 232H70V235L72 236H69L68 234V232L67 231H65V232H67L68 234V236L69 237H71L72 239H74L75 240V244H74V240L73 241H70V238H68L69 239V241L65 238V236L67 237V235H66V233H65V236L62 238L61 236H60V231L62 230V229H64L63 228ZM69 226V227H68ZM119 226H121V225H118V227ZM150 226V227H149ZM227 226V225H226ZM240 227L241 228V226L238 224L236 227ZM251 226V225H250ZM255 226V225H254ZM257 226H259V225H256V228H259V227H257ZM67 227V228H66ZM75 227V228H74ZM122 227V226H121ZM132 227V229L130 230V228ZM141 227H143L142 229H141ZM178 227V228H177ZM263 227V226H262ZM7 228H9V229H7ZM15 228H17L18 229V231H14V229ZM124 228V227H123ZM127 228V227H126ZM137 228V229H136ZM140 229V232H139V229ZM212 228H210V229H212ZM232 228V229H231ZM60 229V230H59ZM174 229V230H173ZM209 229V230H210ZM224 229V228H223ZM230 229V230H229ZM14 232H13V231ZM16 230V229H15ZM136 230V232L135 233H137V231H138V235L140 234L141 235V237H138V238H140V240H138V241H136V242H134V240L133 239H137V236H134V235H136L135 233H134V231ZM146 230V229H145ZM182 230V229H181ZM237 230V231H236ZM242 230V231H241ZM250 233V231H251V235H249V237H248V233H247V231ZM32 231H34L33 233H32ZM116 231H117V229H116ZM119 231H117V232H119ZM128 231V232H127ZM147 231V230H146ZM180 231V234L178 233ZM203 231V232H202ZM243 231H245L244 232V234H243ZM8 232V231H7ZM62 232H63V230H62ZM116 232V233H117ZM144 232V233H143ZM183 232H185V233H183ZM188 232V233H187ZM211 232H213V231H211ZM230 232V233H229ZM60 233V234H59ZM130 233H134V234H132V236H131V234ZM141 233H143V234H141ZM176 233V234H175ZM241 233V234H240ZM246 233V234H245ZM260 233V234H259ZM9 234V233H8ZM12 234V235H13ZM117 234V235H118ZM145 234H148V235H145ZM186 234V239H185V237H183L184 235ZM224 234H223V236H224ZM64 235V234H63ZM139 235V236H140ZM176 235V236H175ZM181 235H183V236H181ZM259 235H260V237H259ZM9 236V235H8ZM28 236V235H27ZM60 236V237H59ZM179 236H180V239H179ZM14 237V236H13ZM147 239H146V238ZM156 237V238H157ZM205 237V238H204ZM143 238H144V240H143ZM183 238V239H182ZM204 238V239H203ZM264 236L261 238L262 240V242L260 243V244H262L263 243V241H264ZM68 241V243H67V241ZM120 239V238H119ZM145 239H146V241H145ZM152 239V240H151ZM177 239V240H176ZM201 239V240H200ZM257 239V240H258ZM62 240V241H61ZM64 240V241H63ZM90 241H91V243L93 242V247H94V245H96V244H98L97 243V240L93 237V238H91V239H89ZM184 240H185V242H184ZM203 240V241H202ZM90 241H88V243H90ZM145 241V242H144ZM161 241V242H160ZM181 241V244L183 243V245H181L180 243H178V242H180ZM183 241V242H182ZM259 241V240H258ZM51 243L53 246L52 247H48V246H46V244L47 243ZM72 242V243H71ZM94 242H95V244H94ZM118 244H117V243ZM131 242H133L134 243V248L133 247H131L132 245L131 244H133V243H131ZM65 243V244H64ZM124 243V245H122ZM142 243L144 244V246H142ZM185 243V244H184ZM68 244V245H67ZM121 244V245H120ZM189 244V245H188ZM259 243H257V245L255 246V248H253V249H255V250H253L252 249V251L253 252H255L256 253V255L255 256H253V254H251L253 257H256L257 256V254H258V256H261V258L264 260V247L262 248L261 247V245H260ZM91 245V244H90ZM129 245V244H128ZM187 245H188V248H187ZM262 245H264V244H262ZM32 246V247H33ZM62 246V247H61ZM73 246V247H74ZM88 246H89V244H88ZM92 246V245H91ZM122 246V247H121ZM141 246V249L139 248ZM166 246V247H165ZM72 247V248H73ZM77 247V246H76ZM92 247V248H93ZM131 247V248H130ZM138 247V248H137ZM143 247V248H142ZM148 247V246H147ZM59 248V249H58ZM67 248V249H66ZM70 249V251L72 252H70L69 251V249ZM89 248V247H88ZM91 248V247H90ZM89 248V249H90ZM98 248V247H97ZM97 248H94L93 249V251H94V253H96V251H98V249ZM124 248V250H127V252L125 251V253L123 252V250L122 249ZM149 248V247H148ZM134 251H136V249H138L137 250V252H138V254H136L135 255V252H133L132 253V251L133 250ZM144 250V251H143ZM257 250V251H256ZM55 251V252H54ZM90 251H91V249H90ZM93 251H92V253H93ZM129 251H131V252H129ZM147 251H149V249L147 250ZM170 251V252H169ZM235 251V250H234ZM59 252V253H58ZM98 252H100V251H98ZM97 252V253H98ZM142 252V254H140ZM209 252V253H208ZM69 253V254H68ZM71 253V254H70ZM101 253V252H100ZM130 253V254H129ZM132 253V254H131ZM172 253V252H171ZM202 253H204L203 255H202ZM208 253V254H207ZM254 253V254H255ZM63 254V255H62ZM66 254V255H65ZM133 254L135 255V256H139V257H135V256H133ZM176 254V255H175ZM199 254V255H198ZM237 254V253H236ZM62 255V256H61ZM93 256H94V254H92ZM96 255V254H95ZM201 255V256H200ZM210 255V256H209ZM55 256H56V258H55ZM59 256H61V257H59ZM129 256V257H128ZM199 256V257H198ZM204 256V257H205ZM96 257H102V255L101 254H97V256ZM134 257V258H133ZM94 258H95V256H94ZM151 258V257H150ZM205 258V259H206ZM209 258V259H208ZM259 259H261L260 257H258ZM97 259V258H96ZM95 259V260H96ZM101 260H96V262L98 261L100 264H102L101 262H103L102 260V258H100ZM177 259V260H178ZM191 259V258H190ZM194 260H195V258H193ZM61 260V261H60ZM138 260V261H137ZM146 260H147V262H146ZM263 260L261 261V263H263L264 264V262H263ZM101 261V262H100ZM127 263H126V262ZM64 262V263H63ZM96 263V264H99V263ZM150 263H152V264H154V260H153V257L151 258V262ZM149 263V264H150Z\"/></svg>",
  "mask_w": 264,
  "mask_h": 264
},
{
  "label": "clouds",
  "instance_id": "obj_3",
  "mask_svg": "<svg viewBox=\"0 0 264 264\" xmlns=\"http://www.w3.org/2000/svg\"><path fill=\"white\" fill-rule=\"evenodd\" d=\"M34 68L35 67H30V70L32 71V72H34ZM7 85L4 83V82H0V87H6ZM77 85H73V87H76ZM46 246H48V247H52L53 245L49 242V243H47L46 244Z\"/></svg>",
  "mask_w": 264,
  "mask_h": 264
}]
</instances>
